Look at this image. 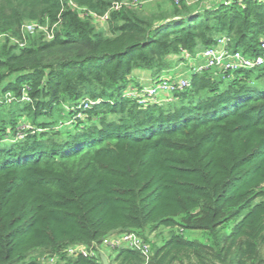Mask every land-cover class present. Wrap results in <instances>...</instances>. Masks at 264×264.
I'll list each match as a JSON object with an SVG mask.
<instances>
[{
  "label": "trees",
  "instance_id": "trees-1",
  "mask_svg": "<svg viewBox=\"0 0 264 264\" xmlns=\"http://www.w3.org/2000/svg\"><path fill=\"white\" fill-rule=\"evenodd\" d=\"M124 1L0 0V264H103L65 249L127 231L147 264H264V66L191 72L160 104L124 95L134 70L158 78L221 36L257 54L264 1Z\"/></svg>",
  "mask_w": 264,
  "mask_h": 264
},
{
  "label": "built area",
  "instance_id": "built-area-1",
  "mask_svg": "<svg viewBox=\"0 0 264 264\" xmlns=\"http://www.w3.org/2000/svg\"><path fill=\"white\" fill-rule=\"evenodd\" d=\"M148 0H132L131 2L114 3L113 9L119 8L121 5L141 6ZM178 3L180 0H174ZM196 1V0H194ZM264 1V0H256ZM186 4H191V0H185ZM242 0H204L203 4L212 6L215 4L230 5L232 3H240ZM94 16V15H93ZM108 17L107 13L102 16L95 17L97 21L103 22ZM36 24L33 22L25 23L22 26L23 33H33ZM24 37V34H23ZM230 38L221 36L208 47L203 48L195 56L188 52H183L185 60L193 59L194 62L189 63L192 72H200L205 69H213L223 73H232L239 69H250L264 66V41L260 44V51L255 55H248L239 50H233L229 47ZM23 45L24 42L19 43ZM200 60V61H199ZM188 76L185 74H163L157 80L149 85L137 88L130 86L124 93L125 96L137 98L140 102L163 103L172 99V94L176 90H180L188 86ZM92 102H86L87 107ZM104 245L109 249H116L122 246L138 251L144 258V264H147L151 255L150 244L146 242L139 234L134 231H127L119 234H113L105 237L99 244H74L68 246L65 251L68 255L96 256L99 252V246ZM47 263H53L55 257H47L44 259Z\"/></svg>",
  "mask_w": 264,
  "mask_h": 264
},
{
  "label": "rangeland",
  "instance_id": "rangeland-1",
  "mask_svg": "<svg viewBox=\"0 0 264 264\" xmlns=\"http://www.w3.org/2000/svg\"><path fill=\"white\" fill-rule=\"evenodd\" d=\"M195 3L194 0H191V4ZM146 6L148 5H143V7L141 8H145ZM94 25L97 27V28H104V25L103 24H100L97 22V20L94 22ZM200 61V60H199ZM194 62L193 59H190V60H184L182 63L179 64L178 66V70L175 74L173 75H176L180 72H183L185 75H189L191 74V68H190V64L189 63H192ZM57 116V115H55ZM264 200V198H262ZM167 231L168 229L167 228H158L156 229V231H153L151 233H148L147 231L145 232V235L148 236V238L150 240H154V241H157L158 243H161V239L166 237L167 236ZM186 232V231H185ZM187 237L189 238H194V239H197L199 241H204V236L202 235V233L200 231H195V230H189V232L186 233ZM99 252L104 254L106 257L107 256H111V258L115 255L114 253H109L110 250L112 249H109L107 247H105L104 245L102 246H99ZM260 254L264 257V245L261 247V250H260Z\"/></svg>",
  "mask_w": 264,
  "mask_h": 264
},
{
  "label": "crops",
  "instance_id": "crops-1",
  "mask_svg": "<svg viewBox=\"0 0 264 264\" xmlns=\"http://www.w3.org/2000/svg\"><path fill=\"white\" fill-rule=\"evenodd\" d=\"M180 63L175 64L171 69L165 72V74H175L178 70V66ZM178 74H184V73L180 72ZM132 77L134 78V84H138L141 86L149 85L157 80V77L153 78L148 70H134L132 72Z\"/></svg>",
  "mask_w": 264,
  "mask_h": 264
},
{
  "label": "water",
  "instance_id": "water-1",
  "mask_svg": "<svg viewBox=\"0 0 264 264\" xmlns=\"http://www.w3.org/2000/svg\"><path fill=\"white\" fill-rule=\"evenodd\" d=\"M100 258L103 264H108L107 257L104 254L100 253Z\"/></svg>",
  "mask_w": 264,
  "mask_h": 264
}]
</instances>
